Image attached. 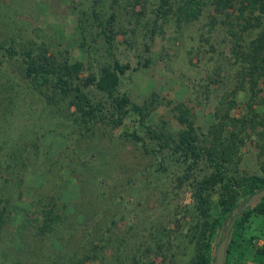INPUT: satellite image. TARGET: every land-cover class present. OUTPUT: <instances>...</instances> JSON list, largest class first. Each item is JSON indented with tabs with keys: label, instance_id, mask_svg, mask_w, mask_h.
Here are the masks:
<instances>
[{
	"label": "rangeland",
	"instance_id": "obj_1",
	"mask_svg": "<svg viewBox=\"0 0 264 264\" xmlns=\"http://www.w3.org/2000/svg\"><path fill=\"white\" fill-rule=\"evenodd\" d=\"M100 1L98 10L103 13V18L113 11L116 20L97 27L95 32L89 29L88 38L84 41L77 26L78 8L87 9L92 0H0V38L5 40L6 45L12 38L21 43L28 39L45 40L48 53L58 55V52H63L72 61L83 60L84 66L90 69H95L99 61L129 63L126 71L120 74L118 89L125 91L138 104L148 105L145 122L153 127H161L162 121L181 127L174 116L176 105L180 102L190 107L195 123L200 125L197 130L201 132L212 123L221 128L220 121L227 120V115L234 118L246 116L245 128H236L233 139L223 138L232 147L230 172L237 178L252 173L264 176V81L258 80L251 89L249 75H245L248 92L237 90L235 102H230L233 97L231 91L240 72L228 61L234 56L236 35L245 22L240 15L242 0H236L224 12L213 11L207 2L200 17L190 23L178 22L175 17L163 22L156 12L162 0ZM170 1L174 6L179 0ZM244 12L246 15L249 11ZM211 13L215 20H212ZM255 33L256 29L254 32L253 29H245L242 39L250 40ZM21 63L19 57L9 59L0 48V74L15 79L20 74ZM11 95L15 96L14 93ZM20 95L19 88L18 97ZM24 104L5 128L14 139L9 141L8 137V142L0 149V156L10 150L9 158L4 160L6 168L1 169V174L9 177L10 186L16 183L23 186L25 193L21 201L27 204L38 202L32 197L34 195L47 199L62 187V198L73 203V196L77 194L75 184L88 185L83 201L89 205L98 202L99 205L89 216L88 227L80 225L83 230L80 227L76 230L79 241L89 226L95 225L91 221H95L96 215L101 213L100 207L104 208L109 201L106 207L111 214L116 212L111 217H117L113 227L126 231L127 235L135 232V237H130L131 243L141 238L151 244L149 252H145V243L140 250L144 249L145 258L153 260V264H180L182 258L189 256L191 246L186 238L197 230L199 222L210 236V247L203 248L204 251L209 253L216 245L214 239L224 216L220 199L227 192L220 184L207 188L209 207L204 213L199 211L194 196L195 186L213 170L205 158L197 161L188 172L184 165L176 163L171 165L169 174L160 172V177L152 174L149 178L142 172L144 165L163 158L167 147H162L161 140H153L141 130L135 115L115 126L97 121L85 131L90 134L83 137L77 132L78 127H73L74 121L65 117L73 110V105L68 107L66 103H59L60 108H56V112L53 107L52 112L49 109L45 111L40 97L32 103L34 112H37L30 122H37L39 133L46 132L40 135L41 150L36 152L31 146L32 138L27 134L29 118L25 115L27 106ZM40 109H43L42 113ZM43 121L51 124L43 129L38 126ZM227 128L230 129V125ZM122 133L129 138H124ZM98 146L107 150L105 155L109 158L98 157L104 154L98 153ZM148 146L156 149L151 151V155L143 152ZM221 150L220 146L218 152ZM35 152L36 155L30 157L32 164L21 163L27 153ZM105 159L107 161L103 162ZM33 167H36L34 172ZM19 177L23 180L17 182ZM178 177L183 178L180 180ZM239 184L234 186L233 191L236 203L241 205L251 189ZM21 201L16 204L24 211ZM260 203L262 201L256 200L250 204L247 219L234 228L232 236L236 242L228 264H264L260 254L255 253L257 247L264 248V210L258 208ZM241 214L238 213V220L242 219ZM11 215L12 212L0 229L1 263L37 264L43 260L45 250L51 251L44 246V236L31 234L33 229L26 228V219L32 221L33 217L22 220V217ZM106 217L103 221L110 224L111 217ZM100 231L97 229L95 233ZM104 233L113 234L107 229ZM168 239L172 240L174 248L172 246L167 251ZM158 244L162 245L161 248L157 247ZM125 248L129 250L127 243ZM162 249L167 255L164 258L161 256ZM123 250L125 256L127 251ZM111 252L107 249L104 254ZM195 259L196 256H190L188 264H194Z\"/></svg>",
	"mask_w": 264,
	"mask_h": 264
},
{
	"label": "trees",
	"instance_id": "obj_2",
	"mask_svg": "<svg viewBox=\"0 0 264 264\" xmlns=\"http://www.w3.org/2000/svg\"><path fill=\"white\" fill-rule=\"evenodd\" d=\"M100 2V0H92V4L87 9L78 8L77 26L84 41L88 38L87 32H89V29L91 31L93 29V32H95L94 29L97 27H104L116 20V13L113 11H110L108 16L103 18V13L98 10ZM207 2H209V6L213 11L224 12L228 7H232L236 0H179L174 6L170 0H162L156 12L162 17L163 22L170 21L175 17L178 22L190 23L200 17ZM240 8V15L245 22L242 23L240 32L236 35L237 47L233 49L234 56L228 61L231 67H236L237 72H240H238V79L231 91L233 95L230 101L231 104L235 102L237 90L242 89L248 92L245 75H249V87L251 89L257 85L258 80L262 79L264 81V0H242ZM247 9L249 12L244 15L246 12L244 10ZM211 16H213L212 20H215L213 13H211ZM248 28L253 29V32L256 29L254 37L250 40L242 39V32ZM103 34L107 35L105 32ZM4 41L0 38V48L4 55H7L9 59L19 57L22 63L19 67L20 74L15 79L9 75L0 74V149H3L8 142V137H10L5 128L10 125L9 123L13 121L12 118L17 110L20 111L25 103L27 106L25 115L29 118V123L26 124L27 134L29 138H32L31 146L35 148L36 152L38 151L41 145L39 142L40 135L46 132L45 130L39 133L36 126L37 122H30V119L34 120V114L37 112V110L34 112L32 103L38 97L42 99L45 111L49 109L52 112L51 107H53L54 112H56V108H60L59 103H66L68 107L73 105V110H70L65 117L68 121H74L73 127L77 126V132L83 137L90 134L85 131L90 130L97 121H106L115 126L123 123L125 119L131 117L130 115H135L141 130H144L151 139L161 140L162 147H167L165 149L167 152L163 158L157 160L156 163L150 161L149 164L144 165L142 172L146 176L151 178L153 174L160 177V172L169 174L172 171L171 165L176 163L181 166L184 165L186 172H188L189 168L201 158H205L213 167L212 172L203 176L196 184L194 196L199 211L204 213L209 207L207 188L220 184L227 192L220 199L224 216L219 222V229L222 226L223 228L225 226L226 229L230 221L233 220L228 233L223 262V264H228L230 252L234 249V243L236 242L235 237L232 236L233 230L236 225L243 224L249 214L247 210L249 206L244 207L243 204L251 193L264 187V176L262 175L256 173L243 174L237 178L230 172L229 162L232 160V147L229 142H224L223 138L233 139L236 128H245V123L248 120L246 116L234 118L227 115V120L220 121L221 128L212 123L206 131L201 132L197 130L200 125L195 123L196 119L190 107L180 102L176 105L177 110L174 116L181 127L170 126L166 121H162L161 127H153L145 122L148 115V105L138 104L125 91L121 92L118 89L120 74L126 71L129 63H120L118 60L112 63L99 61L96 63L97 67L95 69H90L84 66L83 60L76 59L72 61L63 52H58V55L55 52L48 53L45 40L28 39L25 43H21L12 38L8 45ZM83 70L87 71L84 72ZM19 88L21 89V95L18 97ZM22 90L26 95L23 94ZM11 93H14L15 96ZM43 109H40L39 112L42 113ZM260 120L263 121V119ZM47 124L51 123L43 121L38 126L45 129ZM227 125H230V129L227 128ZM133 134L135 136V133ZM121 135L124 138H129L126 133ZM11 138L14 139V137H10L9 141ZM220 146L223 150L218 152ZM97 150L99 154L104 153L98 155L99 158H109L105 155L106 149L98 146ZM155 150L148 146L143 152L151 155V151L154 152ZM5 152L0 156V229L11 212L12 217H22V220L25 217H33L31 218L32 221L26 219V222L24 220L26 228L33 229L31 234L43 235L45 238L44 246L51 250H45L42 253L44 255L43 260L37 264H153V260L145 258L144 249L140 250L145 243L143 239L139 238L138 242L136 240L131 243L130 237H135V232L127 235L126 231H118L117 227H113L117 223V217H111L116 212L113 211V214H111L108 211L106 206L109 205V201H106L104 208L100 207L99 211L101 213L96 215L97 219L95 221H91V224L95 225H90L79 241L80 237H76V230L78 227L82 229L81 226L88 227L91 220L89 216L96 211L99 205L98 202L89 205L86 204V201H83V195L87 193L88 185L75 184L74 190L77 194L73 196L75 200L73 203L72 200L66 201L62 198V187L56 190L54 194L49 195L47 199L40 197V195H34L32 197L38 199V202L32 201L31 204L30 202L27 204L23 200L21 201L25 193L23 186L20 183L10 186L9 177L1 174V169L6 168L4 160L9 158L8 152L10 150ZM36 152L34 154L27 153L26 159L22 160L21 163L28 166L32 164L30 157L35 156ZM46 158L49 159L48 156ZM105 161L107 159L103 160V162ZM40 162V164H43L41 160ZM35 170L36 167H33L32 171ZM178 178L181 180L183 177ZM19 180L22 181L23 179L19 177L17 182ZM238 182L239 185L248 186L251 189L248 197L242 201L241 205L236 203L234 199L233 189ZM19 201L24 203V211H21L20 206L16 204ZM257 201H262L258 208L264 210V196ZM236 206L239 207V210L233 214V209ZM239 212H242L241 220H238L239 216L237 215ZM105 217H111L110 224L103 221ZM197 225V230L186 238L192 250L190 249L189 256L182 258L180 264H188L190 256L192 258L197 257L194 264H214L217 236L214 239L216 245L212 246V252L210 251L209 254L203 248L210 247V236L206 233V227H203L202 223L199 222ZM34 229L35 232H33ZM97 229L101 231L95 233ZM103 229L104 231L105 229L111 230L113 234L106 235ZM168 241L169 243L165 247L167 251L171 250L173 246L172 240L168 239ZM126 243L129 250L125 248ZM145 246V252H149L151 244L145 243ZM161 246V244L157 245L158 248H161ZM254 246L255 244H253ZM107 249L112 252L105 255L104 252ZM122 249L127 251L125 256H123ZM163 250H161V256L164 258L167 255ZM255 253L260 254L262 263H264V248L257 247ZM0 264H2L1 259Z\"/></svg>",
	"mask_w": 264,
	"mask_h": 264
},
{
	"label": "water",
	"instance_id": "obj_3",
	"mask_svg": "<svg viewBox=\"0 0 264 264\" xmlns=\"http://www.w3.org/2000/svg\"><path fill=\"white\" fill-rule=\"evenodd\" d=\"M262 196H264V187L254 191L253 193L250 194V196L245 200L243 206L247 207L256 200L260 199ZM239 210V207H234L233 209V214ZM233 224V220L230 221L226 229L224 230L223 226L220 227L218 234H217V245H216V250H215V258H214V264H223L224 262V256H225V251H226V243L228 239V233ZM224 233V234H223Z\"/></svg>",
	"mask_w": 264,
	"mask_h": 264
}]
</instances>
